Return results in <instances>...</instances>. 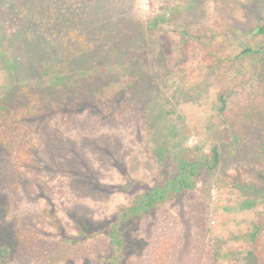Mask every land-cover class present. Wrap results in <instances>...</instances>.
Segmentation results:
<instances>
[{"label":"rangeland","instance_id":"1","mask_svg":"<svg viewBox=\"0 0 264 264\" xmlns=\"http://www.w3.org/2000/svg\"><path fill=\"white\" fill-rule=\"evenodd\" d=\"M48 1L0 0L17 118L0 124V264H113L120 211L213 143L214 169L123 225L120 264L154 263L160 243L187 264H264V59L239 54L264 0H53L74 8L58 28Z\"/></svg>","mask_w":264,"mask_h":264},{"label":"trees","instance_id":"2","mask_svg":"<svg viewBox=\"0 0 264 264\" xmlns=\"http://www.w3.org/2000/svg\"><path fill=\"white\" fill-rule=\"evenodd\" d=\"M47 10H49L50 17L53 16V20L63 19L64 17L72 19V15L74 12V8H67V12L69 15H65V11H62L60 7H58L53 0H49L46 6ZM55 13V14H54ZM60 16V17H58ZM73 21V20H72ZM59 23H56L55 27H59ZM61 25V24H60ZM156 26L154 23H149L147 25L148 29H152ZM256 32L263 35L261 41L255 46H251L249 44L243 45L240 49L239 54L244 57H253V58H261L264 59V21L260 22L257 25ZM46 47H48L46 45ZM0 55L3 60L9 65L12 66V59L7 54L5 46L0 44ZM61 55V50H60ZM61 62V61H60ZM236 67H242L240 62L236 61ZM57 63L55 61H50V65H48L49 70L55 69L57 67ZM46 68V69H47ZM89 68V67H88ZM57 69V68H56ZM56 75L60 73V81L66 77L69 72V67L66 64H60V69H57ZM62 76V77H61ZM66 78H64L65 80ZM224 92H220L218 97V105L215 106L217 112L219 114H223L226 106V97ZM63 107V103L58 101L56 103H51L47 105V107ZM22 114H26L27 111L25 109L20 110ZM29 113V111H28ZM11 119H17L16 116L12 113V111L6 106V104H0V124L5 126L6 128H16L17 126H13L8 122V116ZM19 121V120H18ZM22 129H17V135L15 136L17 140H19V134H21ZM260 156L258 157V162L262 163L263 161V153H264V143L260 148ZM221 159V150L217 143H213L209 147V152L207 154H203L196 158H185L180 159L176 166V171L171 175L164 178H161L159 181L155 182L154 185L147 188L145 191L135 195L130 203L127 204L119 213L118 217L114 221L111 226V240L113 249L117 252L111 261L113 264H120L121 260L124 258V251L126 247V237L123 231V225L130 220L141 218L146 216L151 210L156 207H159L161 203L165 200L171 198L174 194L181 193L186 189H191L196 184L197 174H199L202 170H212L214 169L220 162ZM250 233V239L253 241L255 237V231ZM158 248L161 249V256L157 258H153L152 264H187L186 261H183L182 258H178L175 255V249L170 246L164 245L160 243ZM123 252V253H122ZM253 254V252H250ZM138 264V263H134Z\"/></svg>","mask_w":264,"mask_h":264}]
</instances>
